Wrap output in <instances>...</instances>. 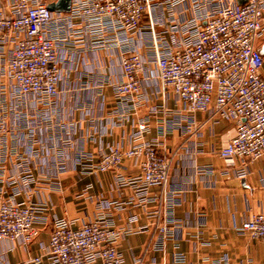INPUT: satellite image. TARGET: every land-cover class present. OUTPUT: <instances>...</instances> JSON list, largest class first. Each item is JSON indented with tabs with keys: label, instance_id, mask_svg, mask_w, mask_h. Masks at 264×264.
Listing matches in <instances>:
<instances>
[{
	"label": "built area",
	"instance_id": "built-area-1",
	"mask_svg": "<svg viewBox=\"0 0 264 264\" xmlns=\"http://www.w3.org/2000/svg\"><path fill=\"white\" fill-rule=\"evenodd\" d=\"M56 1L0 0V105L40 102L51 119L49 127H56L61 122L55 102L61 94L62 68L70 61L61 43L70 42L74 52L80 53L105 51L115 40L118 46L126 45L120 53L121 79L114 86L122 107L120 118L128 112V100L139 96L148 81L172 93L189 113L190 123L196 112H209L212 118L235 125V136L219 153L227 174L244 175L237 169V160L264 158V55L257 45L264 29V0H246L242 5L238 0H216L200 21L195 15L185 24L178 21L176 7L187 0H72L70 12L49 10L48 4ZM166 17L174 21L171 42L159 30L167 27ZM146 18L149 26L143 25ZM122 34H127L124 41L118 38ZM147 36L153 38L147 47L154 50V57L146 58L138 46ZM22 109L25 117L32 111ZM33 111L39 116V109ZM5 114L0 106V147L18 131L17 124L9 128ZM172 115L175 122L167 130L162 125L160 136L171 128L181 129V112ZM35 122L27 120L26 124L36 128ZM145 129V124L140 125L141 131ZM160 147L158 140L128 149L115 147L101 154L94 169L119 170L124 159L141 158L142 185L161 188V205L169 193L170 164ZM27 151L34 153V146L28 144ZM16 168L24 186L35 181L29 156H21ZM16 195L0 200L2 246L33 242L40 234L37 224L46 220L43 206L30 200L18 202ZM162 215L160 208L154 243L159 251L173 238L176 221L172 213ZM51 226L43 252L19 264H124L116 246L123 232L105 215L79 227L65 217H54ZM238 230L264 242V213L245 220ZM174 260L184 262L185 257L177 252ZM222 262L213 260L212 264ZM137 264L149 263L140 258Z\"/></svg>",
	"mask_w": 264,
	"mask_h": 264
},
{
	"label": "crops",
	"instance_id": "crops-1",
	"mask_svg": "<svg viewBox=\"0 0 264 264\" xmlns=\"http://www.w3.org/2000/svg\"><path fill=\"white\" fill-rule=\"evenodd\" d=\"M215 1L177 4L178 21L185 24L195 15L200 21ZM144 22L149 26L147 18ZM172 22L166 17L167 27L159 29L169 42ZM126 37L118 36L123 41ZM152 40L147 36L138 43L146 58L154 57V50L147 47ZM114 41L105 51L80 53L74 52L70 42L61 43L70 61L62 68L61 94L55 102L61 122L56 127H49L51 119L40 102L8 106L4 116L9 128L17 124L18 131L0 147V200L17 194L18 202L30 200L43 206L46 220L37 224L40 234L33 242L0 245L1 264H19L42 253L49 243L54 217H65L79 227L101 215L118 229L127 230L116 243L124 264H137L140 258L149 264H212L213 260H223L221 264H264V242L238 230L245 220L264 213V158L245 163L237 160V169L244 175L227 174L219 153L235 136V125L216 120L209 112H196L190 123L183 104L161 85L148 81L139 96L128 100V112L120 118L122 107L114 86L121 79L120 53L126 45L118 46ZM257 45L264 47V29ZM12 105L19 109L15 120L10 119L14 116ZM25 107L32 108L26 117L22 113ZM35 109H39V116ZM176 112L182 115L181 129L171 128L160 136L161 126L167 130L175 122L172 114ZM27 120H36L32 124L36 128H29ZM142 124L144 131L140 130ZM156 140L161 143L160 152L171 160L169 193L161 205V188H145L137 181L138 160H126L116 172L91 168L102 153L115 147L127 149ZM28 144L34 146V153H28ZM21 156H29L35 178L28 187L17 174L16 163ZM159 208L163 217L172 213L176 220L173 238L163 251L154 249ZM177 252L184 255V262L174 260Z\"/></svg>",
	"mask_w": 264,
	"mask_h": 264
},
{
	"label": "water",
	"instance_id": "water-1",
	"mask_svg": "<svg viewBox=\"0 0 264 264\" xmlns=\"http://www.w3.org/2000/svg\"><path fill=\"white\" fill-rule=\"evenodd\" d=\"M246 0H238V4L242 5ZM72 6V0H57L48 4V8L54 12H70ZM260 52L264 54V47L260 48Z\"/></svg>",
	"mask_w": 264,
	"mask_h": 264
},
{
	"label": "rangeland",
	"instance_id": "rangeland-1",
	"mask_svg": "<svg viewBox=\"0 0 264 264\" xmlns=\"http://www.w3.org/2000/svg\"><path fill=\"white\" fill-rule=\"evenodd\" d=\"M2 96V94L0 93V97ZM15 103H13V105H14ZM12 105V106H13ZM1 106V108L3 107L4 108V111H6L7 110V108L8 107H5V106H3V105H0ZM2 108V109H3ZM13 108H14V111H16V112H14L13 111V114L12 115H14L13 117L11 116V118L10 119H12V120H15L16 119V115H17V109H16V107L15 106H13ZM32 110V109H31ZM25 111V110H24ZM15 113V114H14ZM14 127H16V125L14 124V126H13V128ZM12 128V129H13ZM141 143V142H140ZM134 146V145H133ZM130 148V147H129ZM128 149V148H127ZM138 160V165H139V170H140V160H141V158H127V159H124L122 162V166L124 165V162L126 161V160ZM168 160H169V164L171 165V160H170V158H168ZM100 161V157H99V159H98V161L95 163V164H97L98 162ZM95 164H92L91 165V168L93 169V170H95V171H98V172H102V171H99V170H96V169H94V166H95ZM121 166V167H122ZM108 171H114V172H116V171H118V170H108ZM142 177H141V175H140V172H139V175L136 177V179H137V181H139L140 182V184H142V179H141ZM144 186V185H143ZM145 188H150V187H148L147 185H145ZM160 209V208H159ZM158 209V210H159ZM158 210H157V212H158ZM156 212V213H157ZM164 218V217H163ZM156 222V221H155ZM117 227V226H116ZM120 230V229H119ZM120 231H122L123 233L122 234H124V233H127V230L126 231H123V230H120ZM167 245V244H166Z\"/></svg>",
	"mask_w": 264,
	"mask_h": 264
}]
</instances>
